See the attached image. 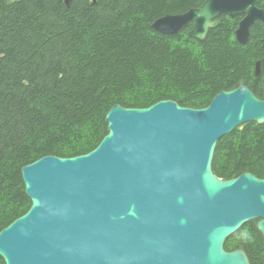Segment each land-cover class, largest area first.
<instances>
[{"label": "water", "instance_id": "water-1", "mask_svg": "<svg viewBox=\"0 0 264 264\" xmlns=\"http://www.w3.org/2000/svg\"><path fill=\"white\" fill-rule=\"evenodd\" d=\"M258 1L205 0L151 26L175 34L192 22L189 35L203 41L220 14H246L235 31L246 44L255 21L264 22ZM261 72L257 60L254 75ZM105 119L108 133L92 151L44 156L22 169L32 204L0 231L6 264H251L225 242L257 220L264 247V178L221 179L213 159L221 137L264 123V97L240 85L203 108L172 99L115 104Z\"/></svg>", "mask_w": 264, "mask_h": 264}, {"label": "trees", "instance_id": "trees-1", "mask_svg": "<svg viewBox=\"0 0 264 264\" xmlns=\"http://www.w3.org/2000/svg\"><path fill=\"white\" fill-rule=\"evenodd\" d=\"M204 1L0 0V231L32 204L22 168L44 156L92 151L108 133L113 105L143 108L172 99L203 108L240 85L264 97L263 24L251 27L246 44L224 17L203 41L189 35L191 24L175 34L151 26ZM213 171L221 179L245 172L264 178V123L249 121L221 137ZM239 248L251 264L264 263L257 220L226 240V250Z\"/></svg>", "mask_w": 264, "mask_h": 264}, {"label": "flooded vegetation", "instance_id": "flooded-vegetation-1", "mask_svg": "<svg viewBox=\"0 0 264 264\" xmlns=\"http://www.w3.org/2000/svg\"><path fill=\"white\" fill-rule=\"evenodd\" d=\"M257 7L259 9H262L264 11V0H259L258 3H257ZM245 15L246 14H237L235 16H231L229 14H220L217 18H215V20L218 21V24H219V20L222 19V17L226 18L227 20H233L234 21V24L236 25V28H235V31H236V29L239 27L240 21L245 17ZM256 23H260V24H263L264 25V22L262 20H260V19H257L254 24H256ZM190 24H191V28H190V30H191L193 28V23L190 22L189 25ZM235 31H234V35H235Z\"/></svg>", "mask_w": 264, "mask_h": 264}, {"label": "bare ground", "instance_id": "bare-ground-1", "mask_svg": "<svg viewBox=\"0 0 264 264\" xmlns=\"http://www.w3.org/2000/svg\"><path fill=\"white\" fill-rule=\"evenodd\" d=\"M178 6H179V5H178ZM166 14H174V13H166ZM175 14H177V13H175ZM159 18H160V17H159ZM157 19H158V18H157ZM157 19H156V20H157ZM240 22H241V21H240ZM180 31H181V30H180ZM183 31H184V30H183ZM181 33H182V32H181ZM185 35H186V34H185ZM251 56H252V55H251ZM132 91H133V90H132ZM173 91H174V90H173ZM131 93H132V92H131ZM154 93H156V92H154ZM154 93H153V94H154ZM175 93H176V92H175ZM129 94H130V93H129ZM140 94H141V93H140ZM161 95H162V94H161ZM169 95H170V94H169ZM157 96H158V95H157ZM172 97H173V96H172ZM176 97H178V96H176ZM214 97H215V96H214ZM160 100H161V99H160ZM127 103H128V102H127ZM137 106H138V105H137ZM84 122H85V121H84ZM88 122H89V121H88ZM90 122H91V121H90ZM81 123H82V122H81ZM72 124H73V123H72ZM84 125H86V124H84ZM80 126H81V125H80ZM90 126H91V125H90ZM93 127H94V126H93ZM93 129H95V127H94ZM75 130H76V129H75ZM78 130H79V129H78ZM85 130H86V129H85ZM87 131H88V130H87ZM70 134H72V133H70ZM80 134H81V133H80ZM73 135H74V134H73ZM76 135H77V134H76ZM98 136H100V135H98ZM75 137H77V136H75ZM79 137H80V136H79ZM82 137H83V136H82ZM82 137H81V138H82ZM70 138H71V137H70ZM89 138H90V137H89ZM95 138H98V137H95ZM100 138H101V137H100ZM68 139H69V138H68ZM79 141H80V140H79ZM88 142H89V141H88ZM63 143H64V142H63ZM61 144H62V143H61ZM61 144H60V145H61ZM77 144H78V143H77ZM86 144H87V143H86ZM55 146H56V145H55ZM73 146H74V145H73ZM80 148H81V147H80ZM55 150H56V149H55ZM70 150H71V149H70ZM83 150H84V149H83ZM62 151H64V150H62ZM74 151H75V150H74ZM78 152H79V151H78ZM33 155H35V154H33ZM31 163H33V162H31ZM31 163H29V164H31ZM29 164H27V165H29ZM27 165H25V166H27ZM25 166H24V167H25ZM24 167H23V168H24ZM23 168H22V169H23ZM20 210H22V209H20ZM15 216H16V215H15ZM259 245H260V244H259ZM256 250H257V249H256Z\"/></svg>", "mask_w": 264, "mask_h": 264}]
</instances>
